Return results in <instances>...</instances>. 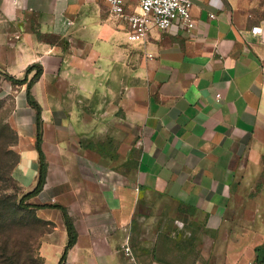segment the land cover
I'll use <instances>...</instances> for the list:
<instances>
[{"label":"crops","instance_id":"1","mask_svg":"<svg viewBox=\"0 0 264 264\" xmlns=\"http://www.w3.org/2000/svg\"><path fill=\"white\" fill-rule=\"evenodd\" d=\"M192 2L191 31L175 22L132 41L104 0H0V95H13L19 136L13 175L33 190L40 157L27 83L6 75L29 81L38 64L31 93L47 174L32 202L73 219L64 264H264V44L250 32L264 0ZM107 119L136 129L128 172L119 144L103 153ZM147 198L173 205L169 222L147 221ZM36 213L51 223L40 255L58 264L63 213Z\"/></svg>","mask_w":264,"mask_h":264},{"label":"rangeland","instance_id":"2","mask_svg":"<svg viewBox=\"0 0 264 264\" xmlns=\"http://www.w3.org/2000/svg\"><path fill=\"white\" fill-rule=\"evenodd\" d=\"M16 89L14 86L13 90ZM134 131L136 129L130 126L112 124L109 119L105 120L103 142L106 150L104 149L103 153L109 156L111 152L115 154V146L119 144L118 168L121 173L131 170V167L127 169L122 158L128 152ZM18 140L13 95L2 94L0 95V253L7 259L3 264H9L11 259L10 256H5L6 254L11 255L16 264H43L39 258L41 237L47 232L48 227L36 212L15 206L26 193L13 175L20 156ZM32 201V198L27 200L29 203H33ZM172 206L158 198H147V221L157 225L169 222L170 213L165 214L163 209H172Z\"/></svg>","mask_w":264,"mask_h":264},{"label":"built area","instance_id":"3","mask_svg":"<svg viewBox=\"0 0 264 264\" xmlns=\"http://www.w3.org/2000/svg\"><path fill=\"white\" fill-rule=\"evenodd\" d=\"M113 13L123 16L131 26L129 39L143 41L153 29L167 30L175 22L187 30L195 28L192 0H104ZM250 32L264 44V19L251 26ZM217 99L220 94H217ZM131 255L129 246L124 247Z\"/></svg>","mask_w":264,"mask_h":264},{"label":"trees","instance_id":"4","mask_svg":"<svg viewBox=\"0 0 264 264\" xmlns=\"http://www.w3.org/2000/svg\"><path fill=\"white\" fill-rule=\"evenodd\" d=\"M32 69H35V73L32 76V78L28 80L27 76L23 79H16L10 75H6L15 85H20V84H24L27 83V90H26V97H27V101L28 103L35 108L36 110V124H37V134H36V146L39 152V157H40V169H39V177H38V181L37 184L35 186V188L29 192H26L23 197L20 199V201L18 202V204H15L16 207H20L22 209H28L34 212H36V209L39 207H56L59 208L62 213H63V218L67 227V232H68V236H69V240L67 243V246L65 247V250L61 256V259L59 261L58 264H64L67 258V253L68 250L71 246L74 245V243L76 242L77 239V231L75 229L74 226V222L73 219L71 218V216L68 214L66 208L62 205H57V204H35V203H29L27 202L28 199L38 195L43 187L44 184L46 182V174H47V163H46V159H45V155L42 151L41 148V142H42V118H41V107L38 104V102L35 100V98L33 97L32 93H31V88L32 85L38 80V78L40 77V75L42 74V67L38 64H33L30 65L27 68L26 73L28 74L29 72H31ZM18 163V161H17ZM16 166V165H15ZM13 178V177H12ZM42 221V220H41ZM43 222L47 225L48 229L47 232L49 230H51V223L48 221H44ZM46 233V232H45ZM260 250H264V246H259L256 248V252L260 251ZM0 256L2 257L3 255L0 253ZM5 256H10L9 258V264H16L15 261L13 260V257L11 255H5ZM0 257V258H1ZM3 258V257H2ZM40 260L42 261L43 264H45L44 259L41 255H39ZM6 258L1 259L0 264H3L4 261H6Z\"/></svg>","mask_w":264,"mask_h":264}]
</instances>
